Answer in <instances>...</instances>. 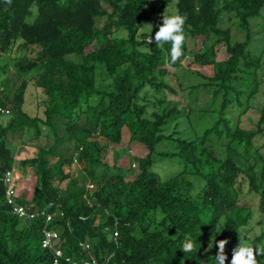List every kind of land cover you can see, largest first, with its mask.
<instances>
[{"label":"trees","instance_id":"16d2710c","mask_svg":"<svg viewBox=\"0 0 264 264\" xmlns=\"http://www.w3.org/2000/svg\"><path fill=\"white\" fill-rule=\"evenodd\" d=\"M166 3L0 0V55L14 44L25 49L14 62L20 84L9 93L0 81V108L7 110L0 111V264H216L225 239L230 264L241 232L264 250V104L252 127L240 122L264 88L262 59L250 45L252 21L264 22V0H174L186 17L175 63L171 44L154 40ZM148 20L152 31H140ZM221 46L226 56L218 59ZM187 57L212 73L170 82L169 68ZM8 67L0 65V73ZM36 68L37 79L24 78ZM30 81L42 88V115L24 107ZM183 91L191 100L172 104L168 93ZM201 91L208 97L198 106ZM41 127L52 143L18 157L9 134L33 130L36 137ZM124 132L146 150L132 156L138 172L131 178L118 163ZM73 162L82 164L76 176L63 168ZM27 166L29 197L17 188L13 199L34 217L13 211L4 182L7 171ZM44 227L58 232L51 248L42 245ZM189 235L195 249L183 253ZM257 261L264 264V254Z\"/></svg>","mask_w":264,"mask_h":264},{"label":"rangeland","instance_id":"374dc122","mask_svg":"<svg viewBox=\"0 0 264 264\" xmlns=\"http://www.w3.org/2000/svg\"><path fill=\"white\" fill-rule=\"evenodd\" d=\"M156 4V1H154ZM167 6L163 8L162 10L159 11L160 15L163 17V14H175L176 9L174 6V0H167ZM154 17V16H153ZM260 21V19L252 21V36H253V41L250 45L252 48L255 49V52L261 56L262 59V66L259 69L258 73L261 76V78H264V27L263 21H260L259 24L257 22ZM231 25L230 22L225 24ZM153 29L151 20H148L144 23V25L140 28V31L142 32H151ZM139 31V32H140ZM232 34L234 35L235 38H240L242 36L241 31H236V29L232 28ZM121 35H125L124 32H121ZM188 41V46L193 47L194 43L191 41L190 38L187 39ZM199 41V39H197ZM25 54V49L24 48H19L17 47V44H14L13 48L11 49L10 52L7 54H1L0 55V65H3L4 63H8L9 67L6 73H0V81H2L3 85H6V89L8 90L9 93L13 92V89L20 84V79L17 76L16 72V67L14 65L15 60L19 57ZM226 56L224 52V48L221 46L219 47V52H218V59H222ZM202 71L205 74H211L212 70L210 66H200L192 62L191 57L185 58L181 62V67L176 69L169 68L170 74L168 80L173 83V79L176 77L179 81H181L184 85L188 84L190 81H196L198 80V77H196V74L194 71ZM41 72L40 68H36L28 72L27 74L24 75V78L26 79H37L39 76V73ZM174 73V74H173ZM41 87L37 86H32V81H30L28 88L25 93V100H24V107L30 111L31 114H43V108L39 106V98H37L39 95L41 98H43V93H41ZM195 95V94H193ZM168 97L172 99V104L175 102L176 99H180L183 101V103L190 101L191 98L187 94L186 91L180 92L177 95H172L168 93ZM208 95L204 92H198L197 93V105H203L204 102L206 101ZM170 103V105H172ZM251 108L248 110L246 114L241 115L240 122L242 126L246 127H252L253 124L257 121L259 117V108L264 104V88L261 86L259 89L258 93L252 98L251 100ZM182 106V105H181ZM231 115L236 117L238 114V110L233 109L230 111ZM1 119L5 120L7 119V115H2ZM185 127V125L180 126ZM42 128V133L39 134L38 136L34 137L35 133L33 130H30L27 133H15L9 134V138L12 140V143L15 147L18 148V157H23V156H32L37 147H45L47 148L53 141L52 136L47 135V128L46 127H41ZM21 139V141H20ZM98 139L103 142L104 139L98 137ZM72 146V144H71ZM117 151L119 152V160L118 163L120 167H122L125 171L123 173L125 174L126 178H131L134 174L138 172V167L135 161L132 160L133 155H145L146 150L143 148L142 145L136 144V143H131L128 141V134L124 132V135L122 137V142L119 145H116ZM50 163H52L55 158L52 156L48 157ZM81 163L73 162L70 164V166H64V171H69V173L72 176H76L80 173L81 171ZM15 179H18L19 176L24 178L23 181L19 178L18 182V189L19 191H23L24 194H26L27 197H29V192L30 188L32 187V178H33V169L29 166L25 168V173H22L23 171L20 170L18 167L16 170ZM18 177V178H17ZM65 182L61 181L60 186L64 187ZM89 188H92L91 185ZM16 189V193L17 190ZM93 189V188H92ZM255 200V199H254ZM244 201H241V203ZM254 201L249 200L248 202H244L247 205H251ZM260 227H256L253 232H259Z\"/></svg>","mask_w":264,"mask_h":264},{"label":"clouds","instance_id":"9594fccd","mask_svg":"<svg viewBox=\"0 0 264 264\" xmlns=\"http://www.w3.org/2000/svg\"><path fill=\"white\" fill-rule=\"evenodd\" d=\"M11 3V0H7ZM186 17L178 13L163 14L162 24L159 26L158 31L155 32L154 40L161 48L165 43L171 44L170 56L171 62L175 63L183 55V45L185 43L186 35L184 32ZM152 37L150 41L152 42ZM16 174V170H12ZM18 178V177H17ZM21 179V177L19 176ZM18 179H15L14 194L18 187ZM240 239L238 245L232 249L230 264H258L257 255L264 254V250L259 246L254 247L249 241L252 239L247 233H239ZM247 237V239H245ZM228 240H220L218 242V252L215 256L216 264H225L227 254L225 251ZM195 249V242L191 236H186L182 244L181 251L183 253H191Z\"/></svg>","mask_w":264,"mask_h":264},{"label":"built area","instance_id":"2783aa9c","mask_svg":"<svg viewBox=\"0 0 264 264\" xmlns=\"http://www.w3.org/2000/svg\"><path fill=\"white\" fill-rule=\"evenodd\" d=\"M0 111L6 112L4 108H0ZM15 174L12 171H7L4 177V182L7 184L6 188V194H7V199L9 203H12V209L15 213H17L21 217H34L37 215V213H28L21 205L15 203L13 196H14V186H15ZM43 213V212H41ZM51 220V215L47 214L46 215V221ZM43 239H42V245L44 247H49L51 248L53 245V241L58 238V232L54 229H49L44 227L43 228ZM115 234V233H114ZM56 255L60 256L62 255V251L60 249L55 250ZM66 260H69V257L66 258ZM76 264V262H74ZM83 264H108L107 262H98L95 259L91 260H85L83 261Z\"/></svg>","mask_w":264,"mask_h":264}]
</instances>
